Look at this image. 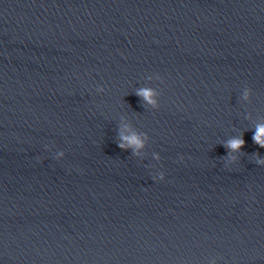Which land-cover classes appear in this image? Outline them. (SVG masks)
Here are the masks:
<instances>
[{"label":"water","instance_id":"1","mask_svg":"<svg viewBox=\"0 0 264 264\" xmlns=\"http://www.w3.org/2000/svg\"><path fill=\"white\" fill-rule=\"evenodd\" d=\"M258 125L264 0H0V264H264Z\"/></svg>","mask_w":264,"mask_h":264},{"label":"clouds","instance_id":"2","mask_svg":"<svg viewBox=\"0 0 264 264\" xmlns=\"http://www.w3.org/2000/svg\"><path fill=\"white\" fill-rule=\"evenodd\" d=\"M138 97H141L145 102L152 104L153 101L151 100V96L153 95L152 91L150 89H139L135 93ZM121 143L118 144V147L121 150H127L125 145H127L128 148L132 149V154L135 156L137 155V150L143 148L142 141L138 138L136 135L132 136H123L121 134ZM253 141L261 148H264V125H258L256 128V133L253 136ZM244 141L242 138H233L229 140L225 147L231 151V152H237L239 149L243 146ZM64 156V153L62 151L57 152L54 156V159H62ZM159 159V157H157ZM182 159V157H181ZM257 163H264V161H261L257 158ZM164 173L159 172L155 176L152 177L153 181H163L164 180Z\"/></svg>","mask_w":264,"mask_h":264}]
</instances>
